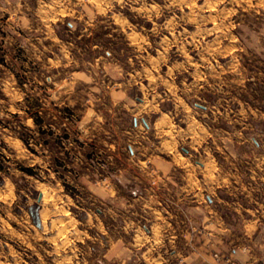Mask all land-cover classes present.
Returning <instances> with one entry per match:
<instances>
[{
  "label": "rangeland",
  "instance_id": "obj_1",
  "mask_svg": "<svg viewBox=\"0 0 264 264\" xmlns=\"http://www.w3.org/2000/svg\"><path fill=\"white\" fill-rule=\"evenodd\" d=\"M211 215L264 236V0H0V264H189Z\"/></svg>",
  "mask_w": 264,
  "mask_h": 264
},
{
  "label": "crops",
  "instance_id": "obj_2",
  "mask_svg": "<svg viewBox=\"0 0 264 264\" xmlns=\"http://www.w3.org/2000/svg\"><path fill=\"white\" fill-rule=\"evenodd\" d=\"M132 121L133 120H130L128 130H131V128H134L137 130L138 123L132 122ZM129 139H131V138L128 136L127 143L129 141ZM145 144L143 146H145ZM128 145H129V143H128ZM132 148L136 150L137 146L134 147L132 145ZM148 161L150 162L152 160H148ZM159 164H161V165H159ZM159 164L158 165H159V167L161 166L162 170H168V165H166L162 162H160ZM152 166L153 165H151V167ZM164 173L165 172L162 171L161 174L164 175ZM151 174H152V176L154 174L157 175V171L156 170L152 171ZM148 176L150 177L149 173H148ZM164 189L165 188L162 185H159V188H157L158 193L162 194V192L165 191ZM146 190H148V189H146ZM146 190H144V192H142V194H147ZM210 204L211 205H209V208H210V206H212L211 208H213V206L215 204L213 199L210 201ZM160 208H162V207H160ZM183 209L186 212L188 207H185ZM213 217H214V215L209 216V218H213ZM164 218H165V220L160 221L161 224H165L166 219H168V215L165 212H164ZM209 224L212 225V228L210 229V231H211L210 235H212L213 237L211 239H208L207 242H203V244L201 242V245L197 244L196 249H193V250L191 249L190 252L186 254V260L189 264H214V260H213L212 256H210L209 253L207 252L208 251L207 248L209 249V251H212L215 248H219L221 245H223L221 247L225 251L231 252L234 255V257L240 261L241 264H264V236L261 235L260 229H258L257 237H255L253 235V232L252 233H245V235L243 236L245 240L242 242H239L238 241L239 239L235 238V236L232 232V229L230 227L231 225H230V223L227 222V219L222 218V217H214L213 220H210L208 225ZM260 224L261 223H259L258 228H259ZM152 240H151L152 243H150V245H147V248H146L147 250L144 251V253H146V254L148 253V255H151L153 257V258H151V262H149L148 264H165L169 259H166L164 257L165 256L164 254L163 255L160 254L157 256L155 253H153V251L156 250V246L159 245L160 243L157 244L156 239H152ZM137 244L138 243H134V244L131 243V246L135 247V246H137ZM245 247H248L247 252L245 251ZM129 249L131 250V252L133 251L131 247ZM115 250H117V253H119V254H122L123 252L125 253V247H122V246L117 247V249H115ZM149 252H151V253H149ZM176 254H178V253H176ZM160 256H163L162 260L158 261Z\"/></svg>",
  "mask_w": 264,
  "mask_h": 264
},
{
  "label": "built area",
  "instance_id": "obj_3",
  "mask_svg": "<svg viewBox=\"0 0 264 264\" xmlns=\"http://www.w3.org/2000/svg\"><path fill=\"white\" fill-rule=\"evenodd\" d=\"M213 256L216 259L215 264H239V263H237V261H235V258H233L234 256L232 254L221 255L218 252H214Z\"/></svg>",
  "mask_w": 264,
  "mask_h": 264
},
{
  "label": "trees",
  "instance_id": "obj_4",
  "mask_svg": "<svg viewBox=\"0 0 264 264\" xmlns=\"http://www.w3.org/2000/svg\"><path fill=\"white\" fill-rule=\"evenodd\" d=\"M22 170L29 175H35L31 168H23Z\"/></svg>",
  "mask_w": 264,
  "mask_h": 264
},
{
  "label": "water",
  "instance_id": "obj_5",
  "mask_svg": "<svg viewBox=\"0 0 264 264\" xmlns=\"http://www.w3.org/2000/svg\"><path fill=\"white\" fill-rule=\"evenodd\" d=\"M40 199H41V197H40Z\"/></svg>",
  "mask_w": 264,
  "mask_h": 264
}]
</instances>
